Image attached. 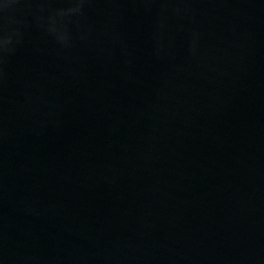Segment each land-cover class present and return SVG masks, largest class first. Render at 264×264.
<instances>
[{
    "label": "water",
    "instance_id": "water-1",
    "mask_svg": "<svg viewBox=\"0 0 264 264\" xmlns=\"http://www.w3.org/2000/svg\"><path fill=\"white\" fill-rule=\"evenodd\" d=\"M69 6L0 0V264H264V0Z\"/></svg>",
    "mask_w": 264,
    "mask_h": 264
},
{
    "label": "clouds",
    "instance_id": "clouds-1",
    "mask_svg": "<svg viewBox=\"0 0 264 264\" xmlns=\"http://www.w3.org/2000/svg\"><path fill=\"white\" fill-rule=\"evenodd\" d=\"M88 2V0H66L70 6L67 8H57L52 15L48 17V31L57 36V38L63 42L66 39V34L61 33L57 28L58 22H63L64 19L73 14H79L82 12V6ZM42 10V9H41ZM11 21L5 22L0 19V48L7 46L11 37L8 35V24Z\"/></svg>",
    "mask_w": 264,
    "mask_h": 264
}]
</instances>
